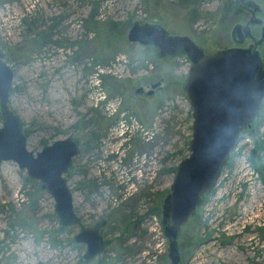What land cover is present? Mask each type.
<instances>
[{"label":"rangeland","instance_id":"obj_1","mask_svg":"<svg viewBox=\"0 0 264 264\" xmlns=\"http://www.w3.org/2000/svg\"><path fill=\"white\" fill-rule=\"evenodd\" d=\"M229 1L0 0V47L15 70L9 102L24 122L29 148L37 152L68 135L82 138L66 174L80 219L73 225L62 227L55 199L39 180L17 162L0 160V264H94L102 257L109 264L170 263L161 213L177 167L190 154L193 114L183 85L191 61L185 52L161 56L127 34L135 21L160 22L171 33L191 36L206 52L250 46L249 38L238 43L233 36L250 11L243 6L227 12ZM257 2L264 19V0ZM92 14L101 26H127L125 36L109 40L95 29ZM42 29L45 42L39 45ZM159 79L162 87L154 94L136 91ZM262 105L217 185L181 228L179 264H264V178L251 159L258 141L264 170V99ZM123 113L124 123L132 114L143 126L124 149L117 130ZM118 148L123 154L116 156ZM27 191L35 194L34 203ZM104 217L106 247L82 261L86 244L74 234Z\"/></svg>","mask_w":264,"mask_h":264},{"label":"water","instance_id":"obj_2","mask_svg":"<svg viewBox=\"0 0 264 264\" xmlns=\"http://www.w3.org/2000/svg\"><path fill=\"white\" fill-rule=\"evenodd\" d=\"M241 1L251 8L252 17L245 25H236L233 30L235 41L241 42L246 34L252 33L250 24H263L264 37V19L256 16L262 6L257 0ZM127 37L129 41L156 47L161 56L183 51L191 61L183 85L193 114L190 154L177 167L161 213L170 244L169 264H179L182 260L179 246L181 228L196 214L203 196L217 185L242 131L251 127L259 114L264 99L263 58L258 48L242 46L206 52L191 36L171 33L160 22L135 21ZM5 56L0 47V114L3 117L0 160L17 162L30 178L39 180L41 188L54 197L61 224L73 225L78 222L79 215L66 174L74 157L81 151V139L68 135L45 144L37 152L29 148L24 123L9 102L15 70ZM159 87H162V79L148 89L139 86L136 91L151 95ZM107 222L104 217L74 234L75 241L86 244L82 261L92 260L105 249L103 228ZM38 264L46 263L40 260ZM95 264L108 262L100 258Z\"/></svg>","mask_w":264,"mask_h":264},{"label":"trees","instance_id":"obj_3","mask_svg":"<svg viewBox=\"0 0 264 264\" xmlns=\"http://www.w3.org/2000/svg\"><path fill=\"white\" fill-rule=\"evenodd\" d=\"M180 3H183V2H186V1H190V0H178ZM226 10L227 12L228 11H232L234 10L235 12H240L242 10L241 6L239 5V2L238 1H233V0H230L227 4H226ZM92 18L91 21L94 22V27L95 29H97L98 31H101L103 34H105L109 40L111 39H114V40H118V39H122L125 35V32H126V27L127 26H124L123 25H117V23H115V21H110V24L106 25V26H101V21L100 20H94L93 17L94 15L92 14L91 15ZM38 36H41L40 39L42 38H45V30H40L39 32H37ZM44 40V41H43ZM41 43H39V45L43 44L45 42V39H43ZM154 47V46H153ZM154 49H157L156 47H154ZM181 53H184L183 51H180ZM159 53V52H158ZM263 106V105H262ZM261 106V108H262ZM261 108H260V111H261ZM103 119V117L101 116L100 117V123L101 120ZM256 121V120H255ZM255 121L253 122V125L255 123ZM24 123V122H23ZM253 125L251 127H246L245 129H251L253 127ZM26 130V129H25ZM27 132V130H26ZM28 133V132H27ZM94 134V138L96 140H98L100 138V132H93ZM262 148V145L260 144V142H256L255 144V147L253 149V152H252V156H251V159H252V162L254 164V166L259 170L261 171V175L263 176L264 178V170L260 167V158H259V155H258V152L259 150H261ZM257 155V156H256ZM39 191L41 190L40 189V186H39ZM27 196L29 197L30 201H32L34 203V201L37 199L35 197V194L34 193H30V192H26ZM153 210L157 211V207H154ZM62 227H64V225L62 224Z\"/></svg>","mask_w":264,"mask_h":264},{"label":"flooded vegetation","instance_id":"obj_4","mask_svg":"<svg viewBox=\"0 0 264 264\" xmlns=\"http://www.w3.org/2000/svg\"><path fill=\"white\" fill-rule=\"evenodd\" d=\"M238 2H239V5L241 6V8H243V6L244 7H246V8H248L249 9V11H250V14H251V16H250V18L252 17V11H251V8L250 7H248L247 5H245V3L244 2H242L241 0H238ZM259 13V12H258ZM258 13H257V15L256 16H259L258 15ZM255 16V17H256ZM249 18V19H250ZM248 19V20H249ZM247 20V21H248ZM255 25V24H254ZM258 26H260V31H257V32H253V30H252V26H251V24H250V27H251V34H246L245 35V38H244V40L243 41H241V42H238V43H244L245 42V40H246V38H249L250 40H249V44L248 45H250V46H243V47H246V48H251V49H253V48H258L260 51H261V54H262V58H263V65H264V37L262 36V32H263V24H257ZM258 32H260V33H258ZM241 46V45H240ZM168 56V55H167ZM259 112H260V110H259ZM80 139H82V138H80ZM82 142V141H81ZM82 144V143H81ZM156 145H158V143L155 141V146ZM116 156H118V155H116ZM116 156H115V154H113L112 155V158H116ZM100 159V157H96L95 158V162H97L98 160ZM94 162V163H95ZM154 176H155V180H158V174H157V171H155V173H154ZM132 177H133V180L134 181H137V175H136V170H134L133 171V173H132ZM126 188H127V186H125ZM154 195H155V199H154V203L156 204H158V206L160 205V200H158L156 197V194L154 193ZM100 219H102V218H100ZM99 220V219H98ZM98 220H96V221H98ZM79 221H80V219H79ZM96 221L93 223V224H91V225H94L95 223H96ZM108 223V222H107ZM91 225H84V226H91ZM107 225V224H106ZM84 226H81L80 228H82V227H84ZM79 228V229H80ZM105 228V227H104ZM104 228H103V235H104ZM78 229V230H79ZM104 237H105V235H104ZM105 240H106V238H105ZM106 244H107V241H106ZM86 250V249H85ZM169 256V255H168ZM103 258V257H102ZM100 259V258H99ZM98 259V260H99ZM104 259V258H103ZM93 260V259H92ZM106 260V259H105ZM107 262H108V264H109V261L108 260H106ZM160 262H163V261H160ZM96 263V262H95ZM94 263V264H95Z\"/></svg>","mask_w":264,"mask_h":264},{"label":"built area","instance_id":"obj_5","mask_svg":"<svg viewBox=\"0 0 264 264\" xmlns=\"http://www.w3.org/2000/svg\"><path fill=\"white\" fill-rule=\"evenodd\" d=\"M108 104L110 105L111 103L109 102ZM125 115L126 114L123 113V116H124L123 119H125V120L122 119L120 121L121 122L120 125L118 126L119 129L117 128V130L119 131L120 135H122V137L124 138V139L122 138L123 141L121 143V144H123V149H124V146H125V142L126 141L128 142V140L131 139L133 137V135H135L134 133H136L137 131H139L141 129V127H140L141 123H140V120L138 119L137 116L131 114L130 115L131 121H129L130 122L129 124H126V123H124V121H127V116H125ZM139 133H141V132H139ZM121 146L122 145H120V147ZM122 154H123V151H120V148H118L116 150V155H122ZM219 196H222V193H220Z\"/></svg>","mask_w":264,"mask_h":264}]
</instances>
